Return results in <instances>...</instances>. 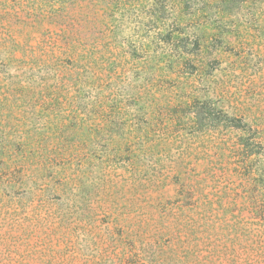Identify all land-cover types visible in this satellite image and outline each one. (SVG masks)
<instances>
[{
    "label": "rangeland",
    "instance_id": "obj_1",
    "mask_svg": "<svg viewBox=\"0 0 264 264\" xmlns=\"http://www.w3.org/2000/svg\"><path fill=\"white\" fill-rule=\"evenodd\" d=\"M0 264H264V0H0Z\"/></svg>",
    "mask_w": 264,
    "mask_h": 264
}]
</instances>
